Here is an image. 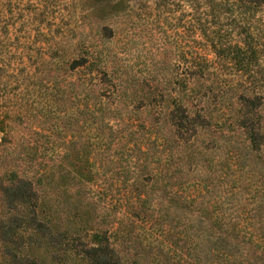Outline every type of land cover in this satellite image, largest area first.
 Listing matches in <instances>:
<instances>
[{
    "label": "trees",
    "instance_id": "trees-1",
    "mask_svg": "<svg viewBox=\"0 0 264 264\" xmlns=\"http://www.w3.org/2000/svg\"><path fill=\"white\" fill-rule=\"evenodd\" d=\"M51 1L0 0L1 72L4 47L28 40ZM102 1L76 5L81 18H95L101 38H110L117 31L110 20L129 0ZM179 9L190 42L169 97L163 94L168 78L157 65L149 78L99 53L90 61L72 57L68 65L73 69L89 61L102 76H91L87 85L94 169L84 171L81 161L88 158L76 153L78 172L59 178L97 187V154L104 147L106 161L119 164L121 181L129 185L122 212L98 219L94 209L81 207L79 197L71 204L50 192L41 196L40 184L56 187L50 168L38 176L12 170L8 182L0 176L1 264H129L114 240L132 237L133 220H126L135 218L144 236L157 239L145 264H264V0H152L144 10L159 15ZM95 79L114 93L111 100L97 93ZM115 98L131 109L124 111ZM163 99L171 105L159 125ZM156 101L158 111L142 116L139 109ZM201 133L211 139L204 141ZM61 202L73 209L67 218ZM136 237L142 248H151ZM68 240L79 242L69 246Z\"/></svg>",
    "mask_w": 264,
    "mask_h": 264
},
{
    "label": "rangeland",
    "instance_id": "rangeland-1",
    "mask_svg": "<svg viewBox=\"0 0 264 264\" xmlns=\"http://www.w3.org/2000/svg\"><path fill=\"white\" fill-rule=\"evenodd\" d=\"M51 2L44 21L27 34L28 40L18 41L12 48L3 49L1 62L5 70L0 71V176L2 183H6L12 177V170L21 169L28 175L35 172V176H38L50 168L55 173L56 181L53 183L56 187L52 189V186L40 184L41 196L46 197L50 192V196L58 197L57 201L68 197L71 204L79 197L81 207L94 209V213L99 214L98 219L102 213L109 219L124 209L123 193L129 185L121 181L123 175L119 164L112 165L106 161L108 150L102 147L97 154L100 175L97 187L89 183L80 186L70 178L67 182H64L66 178H59V175L64 177L78 172V166L73 164L77 162L76 153L83 152L82 157L88 158L86 165L81 161L84 171L94 169L92 160L96 147L93 142V122L89 115V108L93 104L87 85L94 81L91 76L102 75L96 74L95 68L88 63L99 53L102 59L115 58L122 67H128L139 78H149L154 65H157L159 72L168 78L164 85L167 89L163 90L167 96L168 93H174L171 90L172 85H176L174 76L183 67L182 54L190 42V36L182 25L184 16L180 9L174 12L165 10L159 15L155 11L147 14L144 9L152 0L127 1L125 10L110 20L117 29L110 38H101L95 18L91 19L90 15L80 17L76 5L78 0ZM176 16H180L181 20L175 19ZM176 20L180 24L175 25ZM13 35L14 31L8 33L10 37ZM83 56H88L89 61L69 68L72 57L82 59ZM78 82H84V87L77 85ZM96 82L100 89L97 93L101 92L103 98L111 100L114 93L112 95L109 90H104L105 84L100 83L99 79ZM180 94H183V90ZM115 100L124 111L131 109L132 104H125L117 98ZM157 102L143 105L139 109L141 115H149V111L156 113L159 109ZM162 102L159 125L163 122L167 104L171 105L165 99ZM201 136L204 141L211 139L206 133L199 134ZM211 153L214 158L217 157V154ZM70 203L68 206L61 202L59 206L63 207L65 218L73 210H69ZM131 220L132 237L129 240L117 237L115 245L125 262L145 264L151 257L147 253L154 252L157 239L155 236L143 235V224L139 218L126 222ZM86 233L85 241L89 243L90 234ZM137 235L143 238L141 243L150 242L151 248H142L138 241H133ZM78 242L68 240L67 244L73 246ZM67 264L75 263L69 261Z\"/></svg>",
    "mask_w": 264,
    "mask_h": 264
}]
</instances>
